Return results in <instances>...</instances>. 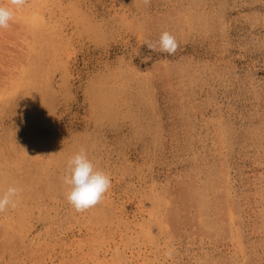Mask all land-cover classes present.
Masks as SVG:
<instances>
[{
    "label": "rangeland",
    "instance_id": "rangeland-1",
    "mask_svg": "<svg viewBox=\"0 0 264 264\" xmlns=\"http://www.w3.org/2000/svg\"><path fill=\"white\" fill-rule=\"evenodd\" d=\"M165 31L173 55L147 46ZM82 148L112 186L77 212ZM1 167L42 184L0 213V264H264V0H25L0 30Z\"/></svg>",
    "mask_w": 264,
    "mask_h": 264
},
{
    "label": "clouds",
    "instance_id": "clouds-1",
    "mask_svg": "<svg viewBox=\"0 0 264 264\" xmlns=\"http://www.w3.org/2000/svg\"><path fill=\"white\" fill-rule=\"evenodd\" d=\"M25 6V0H7L0 3V30L9 28L18 10ZM147 46L153 51L173 55L178 42L171 33L165 31L157 41H147ZM63 183L67 186L65 199L77 212L86 211L99 204L112 186L108 173L96 167L85 149H80L72 155L66 166ZM22 191L16 185H10L7 191L0 193V213L15 207Z\"/></svg>",
    "mask_w": 264,
    "mask_h": 264
},
{
    "label": "bare ground",
    "instance_id": "bare-ground-1",
    "mask_svg": "<svg viewBox=\"0 0 264 264\" xmlns=\"http://www.w3.org/2000/svg\"><path fill=\"white\" fill-rule=\"evenodd\" d=\"M32 1V0H31ZM33 1H35V0H33ZM39 1V0H38ZM202 1V0H201ZM196 3V2H195ZM47 5V4H46ZM30 6V5H29ZM34 9V8H33ZM30 10H31V8H30ZM36 10V9H35ZM22 11V10H21ZM23 12V11H22ZM21 12V13H22ZM31 15V14H30ZM53 15V14H52ZM55 16V15H54ZM23 17H26L27 18V15L25 14ZM25 18V19H26ZM22 19V18H21ZM124 19V18H123ZM146 20H148V19H146ZM150 20V19H149ZM21 21V20H20ZM149 22V21H148ZM137 25V24H136ZM30 28H31V30H33V32L35 33V32H43V31H45L46 30V24L45 23H41V24H38V25H31V26H29ZM62 28V27H61ZM49 31V30H48ZM50 32V31H49ZM48 32V33H49ZM39 34V33H38ZM29 37H31V36H29ZM69 37V36H68ZM39 38V37H38ZM48 38V37H47ZM31 39V38H30ZM41 52V51H40ZM46 54V53H45ZM34 57V56H33ZM35 58H36V56H35ZM31 59V58H30ZM46 66V65H45ZM18 67V66H17ZM27 70V69H26ZM38 69L36 68V71H37ZM36 71H35V74H34V76L35 75H37L38 73H36ZM26 74V73H25ZM15 75V74H14ZM15 77V76H14ZM37 78V77H36ZM26 80H27V82H28V84L30 83V82H33V79H32V72L29 74V76H27L26 78H25ZM39 79H37V81H38ZM27 84V83H26ZM8 154V153H7ZM8 159V158H7ZM8 163V162H7ZM23 163V162H22ZM9 165L8 166H10L11 164L10 163H8ZM38 164V163H37ZM32 165H34V164H32ZM24 166V165H23ZM32 167V166H31ZM42 167V166H41ZM2 168V167H1ZM9 169H10V167H9ZM8 168H2L1 170H0V193H3V192H5V191H7V189H8V187L10 186V185H16V186H18L19 188H21L22 189V191L20 192V194H19V197H18V200H24V199H26V198H28V197H32V198H36L40 193H41V190H39V187H38V189L35 187V184L34 183H38V185L39 184H42V182H39V180H40V177H39V175H38V173L37 172H35V171H30V172H28L27 173V175H26V177H25V179L26 178H28V179H26V180H28L27 182L24 180V179H18L17 177H16V174L14 173L15 172V170H14V168H12V170L10 171ZM16 169V168H15ZM37 169V168H36ZM33 170V169H32ZM26 171V170H25ZM28 171V170H27ZM26 171V172H27ZM25 172V173H26ZM19 173V172H18ZM17 173V174H18ZM20 174V173H19ZM19 176V175H18ZM226 178H224V180H225ZM25 181V182H24ZM193 187H194V185H193ZM196 187V186H195ZM209 187V186H208ZM184 189V188H183ZM31 190H35V192H31ZM55 191V190H54ZM196 192H197V190H196ZM183 193V192H182ZM198 193V192H197ZM197 193H192L193 195H195V194H197ZM202 194V193H201ZM171 195V194H170ZM198 195V194H197ZM196 195V197H197V199H198V196ZM52 196V195H51ZM193 200V199H192ZM196 200V199H195ZM201 201V200H200ZM231 202V201H230ZM158 204V203H157ZM173 204V203H172ZM205 204V203H204ZM194 205V204H193ZM192 205V206H193ZM201 205V204H200ZM174 206V205H173ZM226 206V205H225ZM200 207V206H199ZM170 208H172V207H170ZM174 208V207H173ZM175 210H176V208H175ZM174 210V211H175ZM188 211V210H187ZM172 213H173V211H171ZM177 212V211H176ZM168 213H169V211H168ZM171 213V214H172ZM170 214V215H171ZM174 214H178V213H175L174 212ZM169 215V214H168ZM172 216V215H171ZM148 217V216H147ZM142 218H144V217H142ZM149 218V217H148ZM180 218V217H179ZM149 219H151V217L149 218ZM176 219V218H175ZM169 220H172L173 221V219H169ZM181 220V219H180ZM145 221H146V219H145ZM147 222V221H146ZM164 222V221H163ZM161 223H162V221H161ZM160 223V224H161ZM175 224H176V221L174 222ZM235 223H237V222H235ZM239 223V222H238ZM154 224H155V222H154ZM157 224V223H156ZM170 224H171V222L169 223V226H170ZM173 224V223H172ZM177 224H178V222H177ZM9 225H11V224H9ZM162 225V224H161ZM164 225H165V223H164ZM236 225V224H235ZM178 226V225H177ZM163 227V226H162ZM166 227V226H165ZM170 227H172V226H170ZM2 228H3V226H2ZM202 228V227H201ZM164 229V228H163ZM199 229V228H198ZM201 231V230H200ZM154 232V231H153ZM2 233V232H1ZM156 233V232H155ZM3 234V233H2ZM1 235V234H0ZM2 236V235H1ZM16 242V241H15ZM4 244H5V242H4ZM7 244V243H6ZM17 244H19V243H17ZM28 246V245H27ZM7 247V246H6ZM20 249V248H19ZM39 249V248H38ZM40 250V249H39ZM29 252V251H28ZM26 253H27V251H26ZM26 255V254H25ZM123 256V258H121L120 257V259L121 260H123V262H124V264H129L128 263V257H127V255L126 256H124V255H122ZM238 256V255H237ZM16 257V256H15ZM116 258V257H115ZM38 259H39V257H38ZM31 260V259H30ZM238 260V259H237ZM14 261V260H13ZM28 261V260H27ZM68 262V261H67ZM12 263V262H11ZM10 263V264H11Z\"/></svg>",
    "mask_w": 264,
    "mask_h": 264
}]
</instances>
